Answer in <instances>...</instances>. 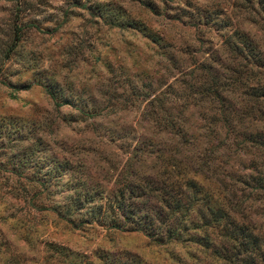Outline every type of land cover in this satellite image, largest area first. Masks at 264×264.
Listing matches in <instances>:
<instances>
[{"label": "rangeland", "instance_id": "1", "mask_svg": "<svg viewBox=\"0 0 264 264\" xmlns=\"http://www.w3.org/2000/svg\"><path fill=\"white\" fill-rule=\"evenodd\" d=\"M154 2L155 13L141 0H0V264L96 263L99 253L119 250L148 264H217L193 245H157L123 230L129 226L121 213L155 209L153 197L142 205L128 199V185H148L142 177L159 184L170 172L172 180L165 181L174 184L175 160L159 158L176 159L178 142L155 117L178 112L189 140L184 154L193 156L226 133L222 128L215 139L209 136L205 119L214 109L195 85L213 76L221 97L248 107L255 101L241 92L242 84L264 81V62L251 64L241 40L264 61V16L254 0ZM96 4L147 24L160 34L158 44L103 22L93 14ZM203 10L229 24H204ZM44 87L63 104L55 106ZM160 92L165 114L156 103L147 105ZM253 115L252 127L264 131V115ZM218 142L212 155L221 168L209 185L221 189L219 197L228 192L240 202L245 220L264 236V192L238 182L251 167L264 172L262 150L231 152Z\"/></svg>", "mask_w": 264, "mask_h": 264}, {"label": "trees", "instance_id": "2", "mask_svg": "<svg viewBox=\"0 0 264 264\" xmlns=\"http://www.w3.org/2000/svg\"><path fill=\"white\" fill-rule=\"evenodd\" d=\"M243 1L248 4L252 3V0ZM254 2L259 6V10L264 16V0H254ZM141 4L149 12H156L154 0H141ZM211 12L202 11V22L204 24H207L210 19L216 18V16H211ZM213 13L216 15L219 12L214 11ZM93 14L112 27L132 28L140 32L149 41L156 44L159 42L160 34L157 31H151L147 24L140 22L138 19H130L129 14H125L120 9L106 11L100 4H96ZM212 22L216 21L212 20ZM218 22L215 23L218 26L229 24L228 19L223 24ZM17 40L18 35L14 33L13 42ZM242 40V47L247 50V57L251 60V64L254 66L263 65V58L259 56L257 51H254L250 42L245 38ZM231 45L234 52L239 51V45L234 43ZM204 71H208V68H204ZM242 86L244 88V91H241L242 93H248L255 97V101L249 107L242 101L235 103L226 96L221 97L220 94L223 92V88L219 86V82L213 76H210L209 81L205 83L203 81L199 82L197 86L195 85V88L200 95H209L208 105L214 109L209 114L210 117L205 119L210 126L212 125L209 133L211 138L215 139L223 128L226 133L218 141L224 142L221 145L225 150L230 149L231 152H234L235 149H238L245 152L249 148H260L264 155V131L252 127L255 120L253 111L258 115L257 117L264 115L259 106L261 102L259 100H264V81L255 78L253 82L242 84ZM44 90L55 106L63 104V101H59L52 89L44 87ZM164 96L165 93L160 92L153 98L154 100L147 101V105L156 103L154 105L157 107L158 112L165 114L167 107L163 105ZM240 100L238 99V101ZM250 107L252 109H249ZM163 116L155 117L154 121L161 128L172 130V134L178 142L174 151L177 158L175 159L174 155L166 156L162 154L159 159L162 164L169 163L167 160L170 158L175 160L173 165L169 163L170 167H176V175L173 178L175 180L174 184L169 186L165 181L171 178L170 172H167L164 179L159 180V184H154L148 178L142 177L149 182L148 185L146 184L147 186H140L138 183L128 185L126 189L128 199L135 198L137 205L145 204L149 197L156 199L157 204L154 205L155 209L148 207L150 214L147 213L146 207L142 212H137V209L133 210V208L124 209L121 213L122 221L127 222L129 227H125L126 229L123 230L138 231L150 242L157 245L167 243L182 244L186 247L187 245H193L217 264H264V236L254 230L253 224L249 223V220H245L240 202L232 201L228 192L224 193L226 197L224 195L219 197L218 190L221 189H218V187L212 188L209 185L213 180H217L216 173L221 168V165L219 166L215 162V157L212 155L215 152L214 150H217L219 142L212 144L208 141L209 146L205 148L206 150L202 148L195 155L187 156L184 154L182 146L187 144L189 140H186L187 131L183 128V123L180 119H175L178 112L172 117L167 116L164 118ZM236 127L240 130H236ZM251 170L243 173L238 178V182L241 186L249 188L251 192H264V172L255 171V167H251ZM123 187L126 188V186ZM142 187L145 190L144 193L139 192ZM122 188L116 190L121 202L124 198ZM133 188H136L137 191ZM227 190L229 191L228 188H226ZM63 215L65 219H68L69 214L67 215V212ZM50 249L58 256L66 257L60 249L53 247H50ZM186 252L188 253L189 249H186ZM85 264L148 263L138 254L129 250H119L112 253V255L99 253V255H96V263L87 261Z\"/></svg>", "mask_w": 264, "mask_h": 264}]
</instances>
